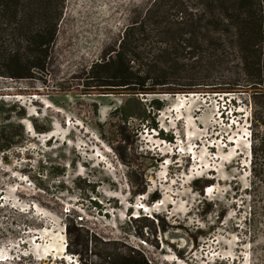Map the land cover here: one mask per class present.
Masks as SVG:
<instances>
[{"label":"rangeland","instance_id":"1","mask_svg":"<svg viewBox=\"0 0 264 264\" xmlns=\"http://www.w3.org/2000/svg\"><path fill=\"white\" fill-rule=\"evenodd\" d=\"M151 2L66 0L51 74L0 78V129L24 131L0 153V264H264L262 93L148 97L158 129L136 133L125 96L82 88Z\"/></svg>","mask_w":264,"mask_h":264},{"label":"trees","instance_id":"2","mask_svg":"<svg viewBox=\"0 0 264 264\" xmlns=\"http://www.w3.org/2000/svg\"><path fill=\"white\" fill-rule=\"evenodd\" d=\"M65 3L0 0V78L43 80L51 74ZM82 88L125 96L114 114L136 133L158 129L151 120L163 105L153 99L147 107L143 99L148 97L240 89L263 96L264 0H153L126 28L119 46L84 72ZM23 135L21 124L0 129V153ZM261 151L264 158V136ZM72 251L83 260L81 251ZM104 258L109 264H152L135 249L111 251Z\"/></svg>","mask_w":264,"mask_h":264},{"label":"bare ground","instance_id":"3","mask_svg":"<svg viewBox=\"0 0 264 264\" xmlns=\"http://www.w3.org/2000/svg\"><path fill=\"white\" fill-rule=\"evenodd\" d=\"M177 96H181L182 97V95H177ZM187 96H189V97H195L196 96V94H189V95H187ZM167 98V97H166ZM29 132H31V129L29 130ZM48 137V136H47ZM249 150V149H248ZM249 152V151H248ZM141 197V196H140ZM64 233V232H63ZM43 234H45V233H43ZM47 236V235H46ZM50 236V235H49ZM66 246V245H65ZM64 247V246H63ZM66 248V247H65ZM47 249V248H46ZM62 250H64V249H62ZM46 251V250H45ZM52 252H54V250L52 251ZM60 259V258H59ZM63 259H65V258H63Z\"/></svg>","mask_w":264,"mask_h":264}]
</instances>
